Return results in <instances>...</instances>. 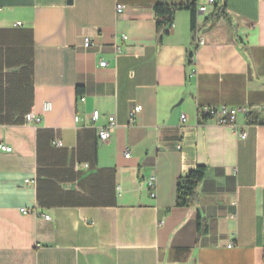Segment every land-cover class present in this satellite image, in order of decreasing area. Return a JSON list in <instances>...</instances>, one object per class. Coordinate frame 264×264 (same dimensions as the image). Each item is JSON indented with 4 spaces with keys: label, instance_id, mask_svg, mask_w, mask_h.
<instances>
[{
    "label": "crops",
    "instance_id": "0c3cea01",
    "mask_svg": "<svg viewBox=\"0 0 264 264\" xmlns=\"http://www.w3.org/2000/svg\"><path fill=\"white\" fill-rule=\"evenodd\" d=\"M185 1L0 0V264H264V125L239 112L241 138L198 114L264 109V0L199 10L194 44L178 11L158 42L154 6ZM198 165L197 206L180 207Z\"/></svg>",
    "mask_w": 264,
    "mask_h": 264
},
{
    "label": "trees",
    "instance_id": "16d2710c",
    "mask_svg": "<svg viewBox=\"0 0 264 264\" xmlns=\"http://www.w3.org/2000/svg\"><path fill=\"white\" fill-rule=\"evenodd\" d=\"M189 10L191 12V24L193 29L192 41L193 44L197 40V17L199 14L198 0H186L179 4H156L154 6V17L157 24L158 42H161L163 37L170 32V25L174 22L175 15L178 11ZM226 2L217 0L214 4V10L206 21H216L225 16ZM194 50L188 53V64L193 63ZM248 124L264 125V109L252 111L248 109L246 114ZM207 174V166L198 165L191 170L187 175L181 176L177 181V199L176 203L180 207H194L198 203V189ZM198 234L202 236L207 231L205 219L199 213L197 216Z\"/></svg>",
    "mask_w": 264,
    "mask_h": 264
},
{
    "label": "built area",
    "instance_id": "2783aa9c",
    "mask_svg": "<svg viewBox=\"0 0 264 264\" xmlns=\"http://www.w3.org/2000/svg\"><path fill=\"white\" fill-rule=\"evenodd\" d=\"M217 0H198V8L200 11H206V9L208 8V6L216 3ZM117 12L118 13H123L126 10V6L123 4H118L117 5ZM20 25V23H18ZM174 27V23H172L170 25V29H172ZM124 38H127V36H124ZM84 44L86 47H89L93 44V42L91 41V39L89 38H85ZM119 49V48H118ZM106 62L102 61L101 65L102 66H106ZM81 101H85V97L81 96L80 98ZM52 105L51 103H45L44 109L45 111H49L51 110ZM140 107L138 105L134 106V108L131 110L130 112V117L133 120L134 117L136 116L137 112L139 111ZM239 112H243L244 114L248 113V109L247 108H229L227 106H220V107H209V106H203L199 109L198 114L200 116V118L204 119V118H208L213 120L215 123H217L218 125H224V126H229L231 127V129H233V131L241 138H245L247 136V131L245 129L244 126L239 125L237 122V117ZM101 117V113L98 110L93 111L92 115H91V120L93 122V124H95ZM181 120L182 122H186V115H182L181 116ZM42 121V117L36 115L35 113L31 112L28 113L25 117V123L27 125H31V126H37L38 124H40ZM117 127V120L115 116H110L108 118V122L105 126L102 127H98L97 128V133L99 136V139L101 141H106L110 138L112 132L115 130V128ZM57 146H62L63 143L62 141H57L56 142ZM0 149L4 152H11L12 151V147H10L7 144L1 143L0 144ZM126 156H129V153H126ZM26 182H29V179L26 180ZM149 186L154 187L156 185V178L153 176L149 179L148 181ZM153 196L155 194H152ZM24 213H27L28 210L23 209ZM47 219H50L49 216H45ZM234 245L233 242H231L229 244L228 247H232Z\"/></svg>",
    "mask_w": 264,
    "mask_h": 264
}]
</instances>
